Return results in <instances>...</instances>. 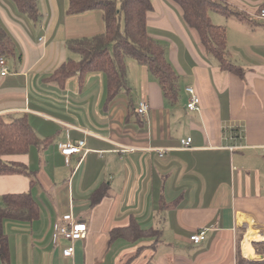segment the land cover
Wrapping results in <instances>:
<instances>
[{
  "label": "crops",
  "instance_id": "obj_1",
  "mask_svg": "<svg viewBox=\"0 0 264 264\" xmlns=\"http://www.w3.org/2000/svg\"><path fill=\"white\" fill-rule=\"evenodd\" d=\"M38 2L42 16L34 24L11 0H0V22L18 56L6 60L7 76L0 69V117H26L45 141L3 158L28 167L36 183L0 174V204L2 196L31 192L40 218L4 223L9 257L0 264H238V257L264 264V22L256 18L264 0L223 1L248 18L236 19L232 37L226 30L229 59L243 76L206 53L173 1L152 0L148 31L179 77L175 104L133 59L130 91L109 104L104 73L76 76L65 88L47 80L67 60H80L69 40L103 34L105 24L100 11L68 15L69 0ZM189 87L201 98L199 112L186 107ZM144 100L145 117L137 111ZM80 141L86 149L67 164L60 145ZM104 185L105 196L92 203ZM68 214L88 227L72 258L63 254L71 243L57 232ZM132 221L152 233L112 238ZM202 229L206 239L192 242Z\"/></svg>",
  "mask_w": 264,
  "mask_h": 264
},
{
  "label": "trees",
  "instance_id": "obj_2",
  "mask_svg": "<svg viewBox=\"0 0 264 264\" xmlns=\"http://www.w3.org/2000/svg\"><path fill=\"white\" fill-rule=\"evenodd\" d=\"M17 10L32 23L41 21L38 0H11ZM181 10L186 26L197 32L206 53L214 57L222 70L243 76V71L229 59L226 28L215 24L212 12L246 21L248 18L230 8L224 0H171ZM263 6V5H262ZM152 0H69L68 15H82L91 11H100L105 24V32L93 37L73 39L67 42V49L80 57L69 59L47 80L65 88L74 77L82 80L90 73H104L107 76V101L115 100L123 91H130L127 81V62L137 61L148 68L162 88L164 97L171 104L179 99L180 83L173 66L167 59L163 45L156 41L148 31V14L153 11ZM0 57L11 61L18 58L14 40L0 22ZM38 138L26 117L12 121L0 117V174L25 175L36 183L35 173L23 164L8 162L3 158L11 155L26 154L32 146L44 145ZM101 187L92 196L96 204L105 196ZM40 218V209L31 192L2 196L0 204V256L8 261L9 246L4 231L6 221L33 223ZM152 232L139 229L136 222L126 228L115 229L112 238L140 240ZM153 233L157 234L156 231ZM238 264H253L238 257Z\"/></svg>",
  "mask_w": 264,
  "mask_h": 264
},
{
  "label": "built area",
  "instance_id": "obj_3",
  "mask_svg": "<svg viewBox=\"0 0 264 264\" xmlns=\"http://www.w3.org/2000/svg\"><path fill=\"white\" fill-rule=\"evenodd\" d=\"M256 18L264 22V5L258 9ZM0 69L2 77H5L9 74L7 62L3 57H0ZM187 92L190 96L189 101L186 105L187 109L191 112H199L202 106V101L199 94L193 87L187 88ZM137 111L141 116H147L150 112L149 102L145 100L141 101L139 103ZM191 144L192 139L189 138L188 140L183 141V148L190 149ZM85 149L86 143L84 141H80L77 144L68 142L60 145V151L66 157L67 164H70L71 156L75 154H81ZM207 231L208 229H202L199 232L195 233L191 237V241L196 244L203 242L206 239ZM57 232L60 237L71 243V245L64 250L63 254L66 258H72L78 254L76 243L86 238L88 227L86 223L76 221L73 215L68 214L63 217V224L61 226H58Z\"/></svg>",
  "mask_w": 264,
  "mask_h": 264
},
{
  "label": "rangeland",
  "instance_id": "obj_4",
  "mask_svg": "<svg viewBox=\"0 0 264 264\" xmlns=\"http://www.w3.org/2000/svg\"><path fill=\"white\" fill-rule=\"evenodd\" d=\"M213 22L218 25H222L226 28V30L229 32L230 37L232 28H234L235 24L237 23V20L234 16H226L221 14L212 13L210 14ZM264 249V247H263Z\"/></svg>",
  "mask_w": 264,
  "mask_h": 264
},
{
  "label": "bare ground",
  "instance_id": "obj_5",
  "mask_svg": "<svg viewBox=\"0 0 264 264\" xmlns=\"http://www.w3.org/2000/svg\"><path fill=\"white\" fill-rule=\"evenodd\" d=\"M260 238V237H259ZM244 251L246 252V254H250L251 252H253V250H252V247H251V245L248 243V241H247V243H245V245H244Z\"/></svg>",
  "mask_w": 264,
  "mask_h": 264
},
{
  "label": "water",
  "instance_id": "obj_6",
  "mask_svg": "<svg viewBox=\"0 0 264 264\" xmlns=\"http://www.w3.org/2000/svg\"><path fill=\"white\" fill-rule=\"evenodd\" d=\"M259 258H262V256H259Z\"/></svg>",
  "mask_w": 264,
  "mask_h": 264
}]
</instances>
